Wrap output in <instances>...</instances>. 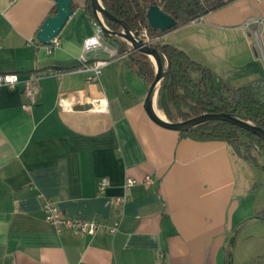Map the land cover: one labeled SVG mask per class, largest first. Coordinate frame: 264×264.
Here are the masks:
<instances>
[{
    "label": "crops",
    "instance_id": "obj_1",
    "mask_svg": "<svg viewBox=\"0 0 264 264\" xmlns=\"http://www.w3.org/2000/svg\"><path fill=\"white\" fill-rule=\"evenodd\" d=\"M224 1L162 40L217 79L235 86L264 81V20L263 53L243 27L264 18V0ZM73 2L60 44L50 48L37 33L55 14V0H0V73L20 79L15 87L0 85V264H253L246 239L231 245L257 212L246 204L237 174L251 162L227 142L195 140L153 122L145 109L149 88L130 56L89 82L79 70L80 55L101 24L84 0ZM34 74L41 76V92L25 110L24 80ZM77 90L86 101L61 106L60 98ZM98 96L107 110L91 108L89 98ZM155 102L168 119L159 95ZM103 177L109 184L101 191ZM127 178L137 183L126 188ZM122 196L129 200L118 203ZM48 201L66 216L118 221L119 229L59 231L46 220Z\"/></svg>",
    "mask_w": 264,
    "mask_h": 264
},
{
    "label": "trees",
    "instance_id": "obj_2",
    "mask_svg": "<svg viewBox=\"0 0 264 264\" xmlns=\"http://www.w3.org/2000/svg\"><path fill=\"white\" fill-rule=\"evenodd\" d=\"M101 1L111 15L124 20L132 31L138 33L147 28L152 36H162L226 4L224 0ZM152 4L160 5L177 20V24L165 31L153 28L147 19V11ZM75 7L76 4L72 2L71 8ZM84 7L96 17L92 0H84ZM105 22L116 32L123 29L122 24L109 18L105 17ZM105 34L112 42L118 43L121 50L128 47L126 41L107 32ZM159 44L165 49V53H161L164 66H167L166 58L170 60L169 72L161 81L159 89V105L170 121L187 120L204 113L225 112L251 121L264 130V81L253 80L240 86L232 85L226 80L217 79L211 68L193 59L184 49L163 40ZM130 58L150 88L156 77L154 63L148 55L139 51L131 53ZM180 134L195 140L227 142L241 157L264 171V139L239 126L222 120H207ZM257 217L264 220V208L257 212Z\"/></svg>",
    "mask_w": 264,
    "mask_h": 264
},
{
    "label": "built area",
    "instance_id": "obj_3",
    "mask_svg": "<svg viewBox=\"0 0 264 264\" xmlns=\"http://www.w3.org/2000/svg\"><path fill=\"white\" fill-rule=\"evenodd\" d=\"M104 25L111 30L110 27L107 26L104 19L101 17ZM263 17H257L254 19L246 20L243 23V27L251 30L253 33L257 47L263 53V46L261 42V32L259 30V25L263 22ZM202 21V17L192 20V22H200ZM256 24V28H252V25ZM135 38L142 42L144 45L148 46H156L162 40L161 35L152 36L147 28H143L138 33L132 31ZM121 40L127 42L128 47L124 50L120 49L118 43H113L105 34L103 27L95 32L92 36L87 38L84 42L83 49L80 55V68L79 70L86 73L87 80L91 83H97L101 79V74L103 72V68L110 64L112 61L122 58L128 57L134 51H138L133 44L124 37H119ZM60 44V38L55 36L51 39V43L49 44L50 48H54ZM151 61L155 65V59L150 57ZM40 78L39 74H34L28 79L24 80V98L25 102L23 103V108L25 110H30L39 100L41 86H40ZM20 79L18 74L16 73H0V85H8L10 87H15L19 83ZM82 92L77 90L74 91L73 96L71 98L61 97L60 104L63 107L71 108L74 104H82L85 102V98L82 97ZM84 98V99H83ZM89 103L91 104V108L98 111H105L108 109V102L103 96L89 98ZM151 177L147 176L145 179L146 183H150ZM137 183V180L134 178H127L125 182V187L129 188L134 186ZM109 184V179L107 177H103L99 184V189L101 191L105 190ZM129 200V196H122L117 199L118 203H125ZM44 210L46 213V220L52 223L59 231L69 230L78 235H94L100 229H105L110 233H115L119 229L120 223L118 221L113 224H107L103 221L99 220H89L83 218H75L62 214L58 208L50 201L46 203L44 206Z\"/></svg>",
    "mask_w": 264,
    "mask_h": 264
},
{
    "label": "water",
    "instance_id": "obj_4",
    "mask_svg": "<svg viewBox=\"0 0 264 264\" xmlns=\"http://www.w3.org/2000/svg\"><path fill=\"white\" fill-rule=\"evenodd\" d=\"M55 1L57 6V12L54 15L49 16L45 20V22L37 33L38 40L41 43L47 45L51 43V39L53 37L58 36L60 34L67 20L73 13V9L71 8V3L73 2V0ZM92 6L95 10L96 16L98 17L101 26L103 27L104 32H107L108 34L115 37L119 36L126 38L133 44V46L139 52L144 53L149 57H153L155 59L156 77L148 90V94L145 101V109L151 120H153V122L164 128L181 132L187 131L189 128L207 120H222L239 126L240 128L250 131L264 139L263 129L253 124L251 121L234 116L230 113H204L199 116H194L187 120L180 121H170L161 116L156 108V99L154 91L157 86H159L160 88L161 81L170 69V60L168 57L166 58L167 66H164L162 62L161 53H165L164 47L161 44L151 47L148 45H144L142 42L138 41L133 35L132 30L129 28L127 23L124 20H120L117 17L111 15L103 5L101 0H92ZM101 17L104 19V21L106 17L116 22H119L123 26L122 31L116 32L112 29L109 30L102 22ZM147 19L148 23L153 28L159 29L161 31L168 30L177 24V20L172 15L165 12L163 8L158 4H152L148 8Z\"/></svg>",
    "mask_w": 264,
    "mask_h": 264
},
{
    "label": "rangeland",
    "instance_id": "obj_5",
    "mask_svg": "<svg viewBox=\"0 0 264 264\" xmlns=\"http://www.w3.org/2000/svg\"><path fill=\"white\" fill-rule=\"evenodd\" d=\"M258 155V154H257ZM239 177V185L243 188L244 195L247 196L246 204H252L257 212L264 208V171L259 166L246 162L245 168L239 166L237 171ZM255 212L253 217L246 224L239 227L237 235L234 233L231 245L236 240V244H240L244 239L247 248L245 252L252 258L253 264H264V223L259 221ZM235 236V238H234ZM232 250V249H231Z\"/></svg>",
    "mask_w": 264,
    "mask_h": 264
},
{
    "label": "bare ground",
    "instance_id": "obj_6",
    "mask_svg": "<svg viewBox=\"0 0 264 264\" xmlns=\"http://www.w3.org/2000/svg\"><path fill=\"white\" fill-rule=\"evenodd\" d=\"M159 86H157L156 87V89H155V91H154V95H155V99L158 97V95H159ZM160 114V113H159ZM161 115V114H160ZM161 116H163V115H161Z\"/></svg>",
    "mask_w": 264,
    "mask_h": 264
}]
</instances>
